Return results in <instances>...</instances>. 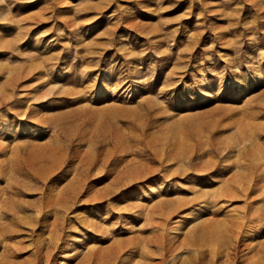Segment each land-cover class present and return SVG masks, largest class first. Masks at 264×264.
Returning a JSON list of instances; mask_svg holds the SVG:
<instances>
[{
  "label": "rangeland",
  "instance_id": "obj_1",
  "mask_svg": "<svg viewBox=\"0 0 264 264\" xmlns=\"http://www.w3.org/2000/svg\"><path fill=\"white\" fill-rule=\"evenodd\" d=\"M0 264H264V0H0Z\"/></svg>",
  "mask_w": 264,
  "mask_h": 264
},
{
  "label": "bare ground",
  "instance_id": "obj_2",
  "mask_svg": "<svg viewBox=\"0 0 264 264\" xmlns=\"http://www.w3.org/2000/svg\"><path fill=\"white\" fill-rule=\"evenodd\" d=\"M259 161H261V159L259 160ZM240 188H242L243 189V191L242 192H240L241 193V196L242 197H244V198H246V200H248L249 199V195H247V193H248V190H249V186H248V188H244V187H240ZM245 189V190H244ZM115 263V262H114Z\"/></svg>",
  "mask_w": 264,
  "mask_h": 264
}]
</instances>
